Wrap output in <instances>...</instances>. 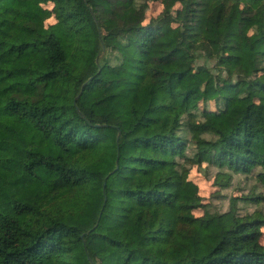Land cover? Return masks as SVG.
Masks as SVG:
<instances>
[{"label": "trees", "instance_id": "trees-1", "mask_svg": "<svg viewBox=\"0 0 264 264\" xmlns=\"http://www.w3.org/2000/svg\"><path fill=\"white\" fill-rule=\"evenodd\" d=\"M162 3L0 0V264H264V0Z\"/></svg>", "mask_w": 264, "mask_h": 264}, {"label": "rangeland", "instance_id": "rangeland-1", "mask_svg": "<svg viewBox=\"0 0 264 264\" xmlns=\"http://www.w3.org/2000/svg\"><path fill=\"white\" fill-rule=\"evenodd\" d=\"M145 1L148 3L146 9L147 21L158 17L162 13L164 9L162 0ZM54 21L55 18L52 17L48 23ZM207 106L213 108L214 103L209 102ZM188 153H190V149ZM181 162H183V159H181ZM186 168L190 179L199 185L200 194L203 198L204 207L195 210L196 216L203 215L206 207L214 211H226L230 207L232 197L242 198L251 196H260L261 199L259 201L249 199L237 201L238 211L244 214L252 212H261L264 214V185L258 181L256 172L249 174L232 173L229 184L221 186L216 181L219 173L218 168L210 167L207 163L191 165L188 161ZM262 242L264 243V233Z\"/></svg>", "mask_w": 264, "mask_h": 264}]
</instances>
